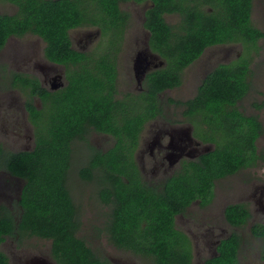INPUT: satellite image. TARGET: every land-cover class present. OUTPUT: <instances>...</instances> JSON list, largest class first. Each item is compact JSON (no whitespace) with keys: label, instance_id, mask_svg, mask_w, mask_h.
<instances>
[{"label":"flooded vegetation","instance_id":"flooded-vegetation-1","mask_svg":"<svg viewBox=\"0 0 264 264\" xmlns=\"http://www.w3.org/2000/svg\"><path fill=\"white\" fill-rule=\"evenodd\" d=\"M26 1L0 0V18H9L6 33L0 37V162L10 154L34 150L35 124L30 107L41 111L38 116L44 121L40 95L49 104L70 93L66 89L68 75L84 73L80 65H85L94 77L104 81L106 88L100 91L103 96L111 94L126 107L125 113L129 116L119 115L121 120L136 115L141 109L138 96H150L147 88L153 74L167 72L170 77L166 78L172 80V65L157 50L165 52L164 47H159L162 40L158 39V33L167 31L170 42H174L189 32L191 26L184 22L190 11L212 12L205 5L206 0H169L160 11L156 9L155 0H67L71 2V10L79 14V24L66 31L71 53H64L65 57L60 51L55 53L57 58L63 59L62 63L46 55L49 44L42 36L18 23L24 18L19 4L24 5ZM158 15L163 26L157 25ZM250 20L262 34L256 41L248 44L231 41L205 47L195 61L178 72L180 85L156 93L157 105L144 120L136 141L130 144L122 139L124 148L117 154L118 169H112L108 163L110 154L107 152L117 144L114 136L93 131L85 141L73 140L64 182L75 209L73 215L78 226L74 233L102 261L107 264H156L151 249L155 248L156 236L152 228L147 232L140 203L135 198L152 197L163 191L170 178L187 176L189 171L184 166L205 154V146L213 147L204 140L205 127L196 131L195 124L185 114L187 108L182 103L190 98L180 99V96L185 95L182 92L186 84L193 97L201 81L217 67L248 63L246 80L251 89L242 100L253 91L254 79H260L264 85V0L252 1ZM78 56L81 63L77 62ZM194 65L198 69L190 75L189 68ZM30 80L37 83L40 91L29 86ZM180 90H183L181 94ZM254 91L261 97L256 104L261 105L264 89ZM98 92L91 90L89 93ZM242 100L236 103L238 111L257 117L262 124L263 133L257 145L264 139V108L252 106L257 113H246L240 107ZM127 159L131 167L125 163ZM84 169L87 175L82 174ZM217 181L210 202L202 204L198 199L193 200L182 212L173 215L172 228L179 235L171 234L167 240L177 252L181 251L183 243V246L190 243L191 264H205L207 259L217 256L220 242L232 234L242 237V248L247 237L264 244V240L255 239L250 233L255 223L264 224V185L259 203L253 192L247 196L251 204L226 198L216 203ZM24 185L22 177L0 169V215L8 214L16 221L22 212L19 202ZM137 187L144 191L135 193ZM116 189L121 192L119 198L115 196ZM126 196L129 197L125 201ZM234 204H245L249 211V218L242 227L231 225L224 217L225 208ZM0 251L7 258L6 264H24L29 259L58 264L57 260L61 259L60 252L53 255L49 240L27 233L22 237L4 235ZM258 260L261 264L259 253Z\"/></svg>","mask_w":264,"mask_h":264},{"label":"trees","instance_id":"trees-1","mask_svg":"<svg viewBox=\"0 0 264 264\" xmlns=\"http://www.w3.org/2000/svg\"><path fill=\"white\" fill-rule=\"evenodd\" d=\"M252 1L206 0L205 5L212 12L190 11L184 22L191 26L186 35L170 42L168 32L160 31L158 39L162 42H159V47H164L165 52L157 50L171 63L172 80L166 78L167 75L170 77L167 72L153 74L147 88L150 96H138L141 109L136 115L127 118L124 105L114 100L111 94L103 96L100 91L106 88L104 81L94 77L85 65H80L84 73L68 75L69 85L66 89L70 93L55 98L49 104L40 95L44 121L41 122L38 116L41 111L30 107L32 123L35 124L34 150L10 154L0 162V169H7L25 180L19 202L22 211L19 217L15 221L8 214L0 215V243L4 235L22 237L27 233L31 237L49 240L53 255L60 252L58 264H107L96 257L74 233L78 226L73 215L75 209L64 182L73 140L85 141L93 131L114 136L117 144L107 152L110 154L108 163L112 169H118L117 154L120 153L119 149L124 148L122 139L130 141V144L136 141L144 120L150 117L149 113L157 105L156 93L180 85L178 72L195 61L205 47L231 41L248 44L262 36L250 20ZM168 3L169 0H155L156 9L160 11ZM70 4L67 0H27L24 5L19 4L24 18L18 23L42 36L49 44L46 55L62 63L63 59L57 58L55 53L60 51L62 57H65L64 53H71L66 31L79 24V14L71 10ZM157 18V25L163 26L160 15ZM8 22L9 18H0V37L6 33ZM12 32L17 33L16 29H12ZM77 62H82L80 56ZM247 65L241 63L234 67H217L201 81L195 96L182 103L196 131L205 127L204 140L213 144V150L197 161L187 163L184 166L189 171L187 176L170 178L162 192L152 197L141 195L135 198L140 203L147 232L152 228L156 236V249L151 247L156 264H191L190 243L186 246L183 243L181 251L177 252L173 251L175 249L167 240L171 234L179 235L172 228L173 215L182 212L193 200L198 199L202 204L210 202L215 181L264 163L263 153L257 150L256 145L263 133L262 124L257 117L239 112L236 106L251 89L246 80L249 73ZM29 86L40 91L32 80ZM108 88L114 90L112 86ZM91 90L99 92L92 94L89 93ZM253 106L264 108V103H253ZM124 114L125 119L123 117L121 120L119 115ZM126 162L131 167L128 159ZM82 174L87 175V170L84 169ZM116 190L115 196L119 198L121 192ZM143 191L137 187L135 193ZM128 197H124L125 201ZM224 217L231 225L242 227L249 218V211L245 204L229 205L225 208ZM250 233L255 239L264 240V224L255 223ZM242 242L239 234H232L220 242L218 255L207 259L205 264H238ZM258 253L261 264H264V244ZM6 262V256L0 251V264Z\"/></svg>","mask_w":264,"mask_h":264},{"label":"rangeland","instance_id":"rangeland-1","mask_svg":"<svg viewBox=\"0 0 264 264\" xmlns=\"http://www.w3.org/2000/svg\"><path fill=\"white\" fill-rule=\"evenodd\" d=\"M258 6V5H257ZM198 66L194 65L189 68V74H193L194 70H197ZM188 74V75H189ZM188 79V78H187ZM189 81V80H188ZM187 81V82H188ZM188 84H186L185 92H182L183 96H180V99L191 98L192 93L188 92ZM253 91L250 95L242 100L240 107L244 108V111L249 114L257 113L256 109L252 106V103L260 100L261 97H258L254 90L264 89V85L259 80L254 79L253 82ZM183 90H180L178 93ZM188 94V95H186ZM251 104V105H250ZM261 115V114H260ZM264 123V119L262 120ZM257 150L264 154V139H260L257 143ZM264 185V163L258 164L254 168L248 170H241L236 174L226 177L222 180L217 181L216 191L214 195V200L216 203L223 198L231 199V201H244L253 203L252 200L247 201V196L251 195L252 192L255 194V201L259 203V197L261 190ZM246 230V228H245ZM263 245V242L257 240H251L249 237L246 238L245 245L241 249V252L238 257V264H259L258 260V251Z\"/></svg>","mask_w":264,"mask_h":264},{"label":"water","instance_id":"water-1","mask_svg":"<svg viewBox=\"0 0 264 264\" xmlns=\"http://www.w3.org/2000/svg\"><path fill=\"white\" fill-rule=\"evenodd\" d=\"M136 65H139V63H136ZM140 66V65H139ZM211 150H213L212 146H205V153L210 152ZM24 264H49L44 260L41 259H29L28 261H26Z\"/></svg>","mask_w":264,"mask_h":264}]
</instances>
